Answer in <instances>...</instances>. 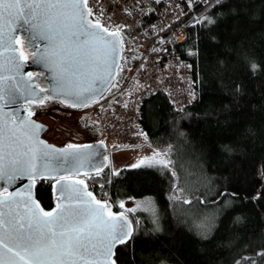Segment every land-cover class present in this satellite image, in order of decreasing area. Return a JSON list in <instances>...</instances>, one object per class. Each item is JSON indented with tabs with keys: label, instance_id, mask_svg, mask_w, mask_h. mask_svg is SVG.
<instances>
[{
	"label": "trees",
	"instance_id": "obj_1",
	"mask_svg": "<svg viewBox=\"0 0 264 264\" xmlns=\"http://www.w3.org/2000/svg\"><path fill=\"white\" fill-rule=\"evenodd\" d=\"M185 28L173 50L189 64L195 98L179 111L163 92L139 104L141 145L169 151L177 178L158 169L113 172L107 164L82 179L117 212L124 197L155 202V220L124 212L134 234L115 250L116 264H264V0L192 6ZM80 126L98 137L94 125ZM52 183L35 185L47 210Z\"/></svg>",
	"mask_w": 264,
	"mask_h": 264
},
{
	"label": "snow or ice",
	"instance_id": "obj_2",
	"mask_svg": "<svg viewBox=\"0 0 264 264\" xmlns=\"http://www.w3.org/2000/svg\"><path fill=\"white\" fill-rule=\"evenodd\" d=\"M87 5L88 0H0V180L35 182L51 178L58 185L60 198L56 209L44 211L39 204L32 206L31 186L29 197L23 200L0 192V264H116L117 245L133 237V222L124 212L107 211L106 216L109 206L96 200L91 192L86 193L92 197L88 200L75 187L84 184L83 180L69 182L66 173L79 174L90 161L91 145L69 144L65 149H55L39 138V133L46 130L43 125L31 120L16 124L11 114L4 112L8 104L16 103L17 96L41 103L50 98L41 95L45 89L37 91L36 82L24 80L21 74L23 66L14 47L18 27L26 26L48 41L44 50L30 43L25 47L32 49L33 62L45 63L56 74L58 87L51 91L63 97L62 104L87 107L97 99L100 87L90 80L97 68L104 74L103 86L110 84L119 56V32L102 35L101 31L107 32L108 28L87 19L93 15ZM97 48L102 49V58L97 57ZM250 67L255 70L256 65ZM169 156V151H154L153 156L143 157L130 167L168 171L175 179L173 161L166 158ZM174 191L183 189L175 187ZM259 196L257 193L254 199ZM170 199L175 202L181 197ZM183 203L191 201L184 199ZM120 207L124 208L123 202ZM125 211L135 213L136 209Z\"/></svg>",
	"mask_w": 264,
	"mask_h": 264
},
{
	"label": "built area",
	"instance_id": "obj_3",
	"mask_svg": "<svg viewBox=\"0 0 264 264\" xmlns=\"http://www.w3.org/2000/svg\"><path fill=\"white\" fill-rule=\"evenodd\" d=\"M217 0H88L93 15L90 21L119 32L121 41V77L103 97L87 107H68L54 102L37 107L30 104L27 113L45 125L42 138L58 147L102 141L121 147L141 144L139 104L146 97L163 92L176 110L195 98L188 62L174 54L173 44L186 37L185 20L192 6L206 7ZM54 110L70 117L54 125L46 120ZM31 113H34L32 115ZM98 129L91 138L80 126Z\"/></svg>",
	"mask_w": 264,
	"mask_h": 264
},
{
	"label": "water",
	"instance_id": "obj_4",
	"mask_svg": "<svg viewBox=\"0 0 264 264\" xmlns=\"http://www.w3.org/2000/svg\"><path fill=\"white\" fill-rule=\"evenodd\" d=\"M87 19L90 21L89 17H87ZM92 24L95 25L96 22H92ZM101 28H103L102 25H101ZM97 30L101 31V29H97ZM109 33H113V31H107V32L101 31V34L104 36H108ZM16 36H17L18 42L14 45V47L17 49L16 55L19 58V62L23 66L21 74H22L24 80L35 81L36 85H38L37 91H39L40 88L45 89V92L41 93V95H49L50 98L47 99L48 101L50 100V101L58 102L60 104L61 103L60 100L63 99V97L62 96L57 97L55 92L51 91V90L56 89L58 87L56 74L53 71H51L49 69V67H47L45 65V63L33 62L32 49L29 47H25V44L30 43V44L38 47L39 49L44 50L49 46L48 41L47 40H41L35 32L28 29L26 26L23 28L18 27L17 31H16ZM120 50H121V42L119 44V56L116 58V63H115V75H114V78L111 79V82L107 87L103 86V84H102V79H103L104 74H103L101 69L97 68L95 70L93 76H90V80L92 81V83L95 86L100 87V91H98L96 93L97 99L95 101H98L99 99H101L103 97V94H105L112 87L114 80L118 76V71H119V67H120V58H121ZM96 55L98 58H102V56H103L102 49L97 48ZM29 73H31V75H28ZM45 101L46 100H44L42 103H44ZM95 101H93V102H95ZM29 104L38 105V104H41V102L38 99L33 100L32 102H28L24 97L17 96L16 103L8 104L4 108V112L11 114V118L13 121H15L16 124H19L21 120H31V121H34L38 124L43 125L45 128V125L43 123H41L40 121L39 122L35 121L27 113L26 108L28 107ZM90 104H92V102ZM62 105H64V104H62ZM76 108H81V107H76ZM43 133H44V131H41L39 133V138L41 140H43L44 142H46L48 145L54 147L55 149H65L67 147V145L62 146V147H58L52 143L47 142L46 140H44L41 137ZM73 145H79V146L91 145L92 148L90 149V152L92 155L90 157V161L85 164L83 170L79 174H74L72 172L66 173V175H68L70 177V180H69L70 183L74 184L75 181H77V180H83L82 178L85 177L86 175H94L95 173H100L103 169L106 168V165H107L106 160H107L109 153H111L112 150L107 149V147L105 146V144L102 141L83 143L82 145H80V144H73ZM127 148H130V147L129 146L120 147L119 149H127ZM100 165H103V167L100 168L99 167ZM48 179L53 181V183L51 184L52 185L51 186V195L53 196V206H52L53 208L50 210H47V209L41 207L37 198L35 197V188H36L35 185L38 181H42V179H37V180H35V182H33L32 180H28V179H16L13 181L0 180V192H2L5 197H7L11 193L16 197V199L23 200V199H27L29 197L28 189H29V186H31L30 195H31V200L34 201V204L32 206L35 207V204H39L40 208H43L44 211H53L54 209L57 208V205L60 203V198H59L58 191H57L58 185H56V181L51 179V178H47L44 180H48ZM54 185H56V186L54 187ZM75 187L80 188L84 192L85 196H86L87 192H90L85 183L84 184H77V185H75ZM4 189H7V191H4ZM92 196L95 197L96 200L101 201L102 204H106L107 206H109L108 209L105 211L106 216H107V211H111L113 214H119V213L123 212L121 210H119V212L114 211L113 210V204H111V202L109 200L104 201V200L98 199V198H96V196L94 194H92ZM86 198L90 201L92 200V197L86 196ZM93 204L95 206L94 201H93ZM20 210L23 211V208L21 207ZM38 210L39 209H37V211ZM125 215L128 217L127 214H125ZM128 219H129V217H128ZM119 246L120 245H117L116 249Z\"/></svg>",
	"mask_w": 264,
	"mask_h": 264
},
{
	"label": "rangeland",
	"instance_id": "obj_5",
	"mask_svg": "<svg viewBox=\"0 0 264 264\" xmlns=\"http://www.w3.org/2000/svg\"><path fill=\"white\" fill-rule=\"evenodd\" d=\"M47 101L48 100H46L44 103H41V104L49 105L50 103H52L50 100H49V103ZM41 104H38V105H41ZM52 104L56 105L54 102ZM30 105L35 106L34 104H30ZM38 105H36L35 107H37ZM49 116L50 117L47 118L46 121L51 125H54L58 119H61L62 116H64L65 118L70 117L69 115L62 113L61 111L59 112L57 110H54L53 112L51 111ZM87 135L90 136L88 133ZM108 146H109V149L112 151L111 153H109L106 161H107V164L111 165L113 172H117V170L122 167H125V168L130 167L131 165L136 164L137 161L143 157L153 156L154 151H161V150L154 149L150 147L149 145L147 146V145H141V144H137V146H133L127 149H119L121 147L120 145H117V144L114 145L112 143H108ZM161 152H164V151H161ZM184 196H187V195L184 194ZM121 202H123L124 208L120 207ZM118 204H119V207L121 208V211L123 212H126L125 211L126 209H136V211H144L148 213L150 216L152 215V218L154 220L157 217V212H156L157 208H156L155 202L153 201V198L151 195L150 196L144 195L140 197H132V196L124 197L118 201ZM153 206L155 209V214H153Z\"/></svg>",
	"mask_w": 264,
	"mask_h": 264
}]
</instances>
